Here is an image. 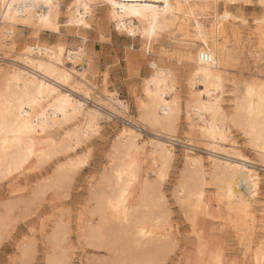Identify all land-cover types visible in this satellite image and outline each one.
<instances>
[{"label":"bare ground","instance_id":"bare-ground-1","mask_svg":"<svg viewBox=\"0 0 264 264\" xmlns=\"http://www.w3.org/2000/svg\"><path fill=\"white\" fill-rule=\"evenodd\" d=\"M165 2L169 5L167 11L164 10ZM253 2L255 1L0 0L1 50L13 48L9 42L15 26L33 25L35 38L38 37L37 32L43 31L59 35L61 26L86 30L90 27L97 9L104 11L117 33L140 42L141 51L145 55L155 50V45L163 37L170 40L167 46L170 50L161 46L158 53L171 63L163 67L156 61L147 62L150 74L143 79V93L136 103L139 122L147 124L148 128L162 136L140 141L139 130L134 129L136 125L128 126L131 123L128 122V125L122 126L117 131V140H114L108 171L101 175L89 193V198L95 205L94 214L100 218L101 227H87L81 236L84 235L89 240L90 246L104 249L111 258L110 264H154L160 255L162 259H167V251L163 250L173 240L170 232L161 233L164 218L167 216L161 210L164 197L160 186L175 155L173 137L182 115L187 131L194 133L204 143L208 155L205 160L193 155L189 148L191 143L184 148L186 168L181 174L178 186H175L177 201L186 209L191 222L202 209H206V174L202 167L207 163L209 182L216 186V202L225 209L227 220L241 232L242 240H248L249 234L253 232L252 203L258 197L261 179L256 169L258 166L264 169V83H237L231 92L233 98L230 100V108L225 109L222 104L226 85L224 83L227 82L223 70L234 65L226 50L227 40L231 35L237 40L240 31L235 24L245 23L243 17H237L226 9H241L251 6ZM113 3L126 6L147 4L150 7L141 9V16H134L114 8ZM256 3L262 16L255 20L254 28L258 47L262 48L264 0H256ZM62 8L66 13V20L60 24ZM113 12L116 13L115 16ZM81 20L83 23H80ZM86 55L82 45L75 50H68L65 44L51 46L37 42L34 46H25L16 60L6 63L4 60L7 57L0 58L6 63L5 67L0 66V180L13 174L20 175L31 164L42 166L53 158L57 161L69 158L90 135L92 138L99 128L102 129L99 121L104 119L102 114L105 110L101 114L97 107L86 106L91 98L90 92L98 90L88 78L91 71ZM259 56L254 54L258 59ZM66 63L71 64V68H66ZM78 65L81 66V71L74 69ZM181 70L182 79L181 74L178 75ZM182 83L185 84L182 86L187 87L188 93L183 109L178 95V88ZM70 88L76 89L81 94V99L74 97ZM100 94L107 102L98 99L95 105L99 108L103 107L110 113L112 111L111 114L116 113V107L126 109L123 103L113 97L114 94L105 91ZM25 123L33 125L31 134H14L20 133ZM67 125L73 129L64 130L63 127ZM62 129L63 134L57 139L56 132ZM234 134L244 139L247 149L254 153L260 165L243 155L233 139ZM145 154H148L151 161L149 169L153 175L152 180H149L147 174L141 175L140 172L139 156ZM80 161L69 160L67 164L59 165L57 174L54 170L55 179L46 188L55 191L59 186L63 188L68 185L71 180L69 175L80 163L83 164ZM262 187L264 190V184ZM41 190L44 192V189ZM35 206L40 207L38 204ZM2 208L5 210L4 205ZM6 208L8 212L12 209ZM6 220L7 218H0V233L5 228L3 225ZM59 228V225H55L46 237V243L56 250L55 255L47 258V264H68L57 252L60 246L57 244L60 243ZM21 244L17 248L18 256L12 262L31 264L33 243ZM204 246L199 247L194 264H226L217 250H208ZM246 250L247 248L245 253ZM204 258L206 261H201ZM247 264H264L263 241L250 254Z\"/></svg>","mask_w":264,"mask_h":264},{"label":"rangeland","instance_id":"rangeland-1","mask_svg":"<svg viewBox=\"0 0 264 264\" xmlns=\"http://www.w3.org/2000/svg\"><path fill=\"white\" fill-rule=\"evenodd\" d=\"M254 1L248 7L226 9L237 17H243L242 19L245 20V23L235 24L240 34L237 40L234 38V35H231L226 44L229 58L234 65L223 70L224 79L228 82L224 81L226 85H224L225 93L222 104L225 109H229L231 106L230 100L233 98L231 92L235 84L244 81L248 83L251 81H262L264 83V46L262 48L258 47V39H256L254 28L256 24L255 20L261 18L262 12L256 0ZM221 8L222 5H220L219 9ZM65 20L66 13L62 8V14L59 18L60 24H63ZM34 32L35 29L31 24L15 26L11 33V42H9L10 44L12 43L13 48L0 49V58L7 57V60H4L6 63H9V60H16L18 53L25 46H34L37 42L51 46L57 43L65 44L68 50H75L82 45L87 54L86 61L90 64L91 76L88 78L93 83L94 88H98V90H92L90 92L92 99L90 98L87 101L86 106L91 108L97 107L101 114L105 110L104 115L102 114V118L104 119L99 121L102 129L99 128L98 133L96 132L97 135L94 133L95 136L92 138H90L92 136L90 135L87 138L88 140L86 139L84 143L79 145V148L77 147L76 153L70 154L69 158H65L66 160L62 159L57 161L55 160L56 158H53L49 160V163L47 161L48 164L46 163V165L45 163L42 166L31 164L20 175L13 174L8 178H4L5 180H0V218H7L8 220L3 225L5 227L4 230L2 229L0 233V264H13L12 261L18 256L17 248L21 242L22 244L27 242L33 243L34 253L31 264H47V258L56 254V250L54 251L51 245L48 242L46 243V237L50 235L55 225H59V231H61L60 243H57L60 246L57 252L67 260L68 264H110L111 258L104 249H97L90 246L89 240L83 237L84 235L81 236L87 227H101L99 223L100 218L94 214L95 205L92 199L89 198V193L91 188L96 186L95 184L98 183L101 175L108 171L110 154H112L115 144L114 140H117L116 137H118V132L122 126L128 125V122H131L128 126L131 124L132 126L136 125L134 129L136 131L137 129L139 130L138 133L141 136L140 141L162 136L157 131L152 130V128H148L147 124L141 123V121L139 122V112L136 103L137 99L143 93V79L150 74L146 65L147 62L150 60L156 61L163 67H167L171 63V61H168L158 53L161 46L169 49L167 46H169L170 40L167 37H163L158 45H155L154 48H157L149 55H145L141 51L140 42L117 33L101 9L95 11L92 23L86 30L61 26L59 35L43 31L37 32L38 37L36 38L33 35ZM254 54L260 55L259 59L254 57ZM1 62L0 59V66L5 67L6 63ZM65 66L66 68H71V64L69 63H66ZM80 68V65L74 67L77 71H81ZM178 73L179 76L181 74L180 79H182L183 71L181 70ZM92 75L96 76L93 77ZM183 84L178 88L182 109L188 96L186 92L187 87L182 86ZM102 91L112 93V95L114 94L113 97L123 103L126 109L116 107V113L111 114L112 111L110 113L103 107V110L101 107L99 108L95 105L98 99H103V101L105 100L107 102V99L100 94ZM70 92L74 97L81 99L82 96L76 89L70 88ZM106 117H109L108 120H105L107 119ZM180 121L173 137L175 140L173 144L175 155L172 158V162L170 161L168 169L166 170V176L160 186L164 197V205L161 210L167 216L164 218L161 233L170 232L169 234L173 241L169 247L166 246V250H163L167 251L165 252V254L167 253V259L165 260L163 258V260L160 253L158 260L155 259L154 264H194L199 247L204 245L208 250H217L224 258L226 264H247L250 261V254L257 248L259 242H264V190L262 187L264 184V169L259 166L256 169V172L261 178L260 188L258 197L254 199L255 203H252L253 211L251 214L254 218V228L253 232L249 234L248 240H242L240 236L241 232L234 228L232 223L227 220L226 211L223 209V206L220 203L217 204L216 186L212 182H209V165L207 163H204L202 167V170L206 174V194L204 200L206 202V209H202L194 221L191 222L189 217H187L186 209L182 208L177 201V193L175 192L180 181L179 179H181V174L186 168L183 154L185 152L184 148L188 143H191L189 147L191 153L204 160L208 155V151L205 150L204 143H201L194 133L192 134L190 131H187L188 128L183 115ZM63 129L71 131L73 127L67 125ZM63 129L58 130V133L56 132L55 137H58L57 139L62 136ZM193 138L197 140L195 141ZM233 139L237 142V146L240 147L239 149L243 155L260 165L257 157L251 150L247 149L244 139L240 135L234 134ZM139 157L141 175L147 174L149 180H152L153 175L149 169L151 168V161L148 158V154L140 155ZM69 160L74 162L81 160L83 164L80 163L78 165L79 168L77 167L69 175L71 180H69L68 185L66 184L63 188L59 186L58 190L56 188L55 191L48 187V190L46 185L55 179V173L57 174L56 170L61 165L67 164ZM41 189H44V192ZM34 197L37 198L34 199ZM19 200H23L24 204L23 201L19 203ZM10 201L11 203H9ZM15 201L19 204H15ZM31 201L36 202L31 203ZM30 203L34 205L32 206ZM9 204L12 205L9 206ZM36 204L40 205V207L35 206ZM3 205L5 210L2 208ZM30 206L31 209L29 208ZM6 207H11L13 209L10 208L12 212L11 210V213L8 212ZM166 225L168 229L170 228L169 230L167 228L165 229ZM245 248H247L246 253ZM201 261H206V258Z\"/></svg>","mask_w":264,"mask_h":264},{"label":"snow or ice","instance_id":"snow-or-ice-1","mask_svg":"<svg viewBox=\"0 0 264 264\" xmlns=\"http://www.w3.org/2000/svg\"><path fill=\"white\" fill-rule=\"evenodd\" d=\"M111 2V0H110ZM113 7L114 8H119L122 11H127L129 13V15H134V16H141L142 12L141 9H147L150 6L147 4L144 5H138V4H134V5H124V4H115L113 3ZM169 5L167 2H165L164 4V10L167 11ZM85 11H87V8L85 7ZM158 11V10H157ZM227 14V13H226ZM116 13L113 12V16H115ZM154 15H156V13H154ZM80 23H83V20L80 21ZM87 27V25H85ZM155 27V25H154ZM199 24H197V28H199ZM204 57H202L203 59ZM208 59L210 60L211 57H208ZM0 127H2V125H0ZM33 131V125H31L30 123H25L22 128L20 129V133H14V134H21V133H26V134H31V132Z\"/></svg>","mask_w":264,"mask_h":264}]
</instances>
